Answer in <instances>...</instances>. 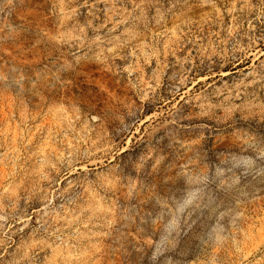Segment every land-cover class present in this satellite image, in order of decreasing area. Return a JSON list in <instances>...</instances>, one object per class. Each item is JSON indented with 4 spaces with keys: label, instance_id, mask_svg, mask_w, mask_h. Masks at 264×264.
<instances>
[{
    "label": "rangeland",
    "instance_id": "1",
    "mask_svg": "<svg viewBox=\"0 0 264 264\" xmlns=\"http://www.w3.org/2000/svg\"><path fill=\"white\" fill-rule=\"evenodd\" d=\"M0 264H264V0H0Z\"/></svg>",
    "mask_w": 264,
    "mask_h": 264
}]
</instances>
